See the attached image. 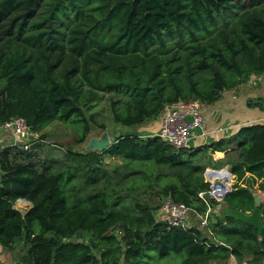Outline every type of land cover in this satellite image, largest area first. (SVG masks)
<instances>
[{
	"label": "trees",
	"instance_id": "trees-1",
	"mask_svg": "<svg viewBox=\"0 0 264 264\" xmlns=\"http://www.w3.org/2000/svg\"><path fill=\"white\" fill-rule=\"evenodd\" d=\"M253 72H264V0H0V123L22 117L41 132L60 121L83 143L104 101L116 125L138 126L180 101L213 104ZM36 145L0 149V245L21 239L20 264H263L264 216L260 236L222 212L208 235L157 213L164 198L205 211L204 171L224 166L234 183L223 204L252 211L247 186L264 194V125L186 148L132 131L63 158L41 159ZM144 163L161 170L158 206L128 196L136 175L150 185ZM122 177L132 179L120 188ZM18 198L31 206L16 209Z\"/></svg>",
	"mask_w": 264,
	"mask_h": 264
},
{
	"label": "built area",
	"instance_id": "built-area-1",
	"mask_svg": "<svg viewBox=\"0 0 264 264\" xmlns=\"http://www.w3.org/2000/svg\"><path fill=\"white\" fill-rule=\"evenodd\" d=\"M0 129L11 131L24 150L30 148L34 138L32 130L24 118L13 117L1 122ZM156 135L175 148L193 146L191 141L197 138L207 141L208 133L205 130V122L201 114V104L192 100L166 106ZM203 175L205 181L209 183V187L205 191H200L198 197L206 205L205 211L198 213L182 202L164 198L159 209L163 214L162 220L170 226L179 228L197 225L199 229H208L207 226L213 217L222 212L223 197L231 190L234 175L228 167L206 168ZM210 199H214L215 203H211ZM29 206L31 203L27 199L18 198L14 202V207L21 211L26 210Z\"/></svg>",
	"mask_w": 264,
	"mask_h": 264
},
{
	"label": "crops",
	"instance_id": "crops-1",
	"mask_svg": "<svg viewBox=\"0 0 264 264\" xmlns=\"http://www.w3.org/2000/svg\"><path fill=\"white\" fill-rule=\"evenodd\" d=\"M201 114L204 118L205 130L208 133L207 142L220 138H228L237 133L242 126L252 124L264 125V72H253L245 75L242 82L237 87L230 91L223 92L215 103L201 105ZM161 116L144 124L134 126L137 127L139 131L132 132L138 134L140 137L156 135L160 126ZM46 131L47 129L45 128L41 132H32V137L37 139L32 144H39L36 145L39 156L42 155L41 147L43 143L47 142V140L41 138L39 134L46 133ZM91 137L93 136H90V138ZM88 140H86V145ZM205 142L206 141L201 138L191 141L193 146ZM14 144H19L14 134L9 130L0 129V149ZM88 150L90 149H86L85 151ZM213 156L216 157V159H221L224 153L215 152ZM41 157L43 158V156ZM46 157L49 156L46 155ZM107 158L109 157H104V160L106 161ZM257 193L261 196V201H263L264 194H261L260 191H257ZM157 216L162 220L163 214L160 210ZM205 232H207L208 235L211 234L209 228L206 229ZM18 244L19 243L16 242L12 249H6L0 245V264H20L18 262V256L25 252V246L23 244ZM226 264L239 263L231 256Z\"/></svg>",
	"mask_w": 264,
	"mask_h": 264
},
{
	"label": "rangeland",
	"instance_id": "rangeland-1",
	"mask_svg": "<svg viewBox=\"0 0 264 264\" xmlns=\"http://www.w3.org/2000/svg\"><path fill=\"white\" fill-rule=\"evenodd\" d=\"M2 87V84L0 83V88ZM110 96H107L109 98ZM95 115L94 122L91 123L90 129L88 131L87 140L90 138V136H96L98 138H102L103 136H108L110 140H112L115 135H118L120 133H123L125 131H139L137 127H128L123 125H116V123L112 120V117L110 116V113L108 111L107 102L104 101L100 103V105H97L94 110L88 114L87 116ZM102 126V127H101ZM47 129L46 135L44 139L47 140V142L43 143V146L41 147V152L43 158L48 155L49 157L53 158H63L64 151L66 150H72L74 152H81L85 151L86 148V141L83 143H78L77 138L78 135L76 133V130L73 126L64 124L60 121H54L47 125L45 127ZM44 128V129H45ZM146 129V128H145ZM40 136V134H39ZM37 139H33L32 143H34ZM39 141V140H38ZM99 151V150H97ZM39 153V152H38ZM40 156L41 159H43ZM200 157V156H199ZM214 161L216 160V157L210 156ZM202 158V157H201ZM200 158V159H201ZM196 160V159H195ZM218 160V159H217ZM107 166H118L123 171L125 170H134V167H128L125 168L121 165L122 160L120 158H107L106 159ZM139 163H135V165H138ZM141 169L143 170L144 174H146L149 177V186L145 185L140 178H138L141 175H136V178L139 182V189L135 190L132 193H128L129 199H138L142 202L147 203L150 206H158L160 205V202L162 200L160 189L161 186L157 184L153 179L154 176L161 171L160 169L152 168V165L148 163H144L141 166ZM225 168V167H223ZM222 169V168H221ZM120 179V178H119ZM132 177H126V181L128 183L129 180H131ZM120 188L124 187L126 184V181H123V177ZM264 198V197H263ZM159 216H157L158 218ZM159 219V218H158ZM35 228H38L37 223H35ZM118 232V231H116ZM119 235L122 236V233L119 232ZM83 238V237H82ZM18 245L22 244V240H17Z\"/></svg>",
	"mask_w": 264,
	"mask_h": 264
},
{
	"label": "water",
	"instance_id": "water-1",
	"mask_svg": "<svg viewBox=\"0 0 264 264\" xmlns=\"http://www.w3.org/2000/svg\"><path fill=\"white\" fill-rule=\"evenodd\" d=\"M111 141L108 136H103L102 138L91 137L86 145L87 149L90 150H103L110 145ZM247 189L251 192L253 196L254 208L250 212H244L242 210L233 209L228 205H224L222 213L224 215L236 218L243 221L256 229L257 235L262 234L261 219L264 216V207H261V196L251 185L247 186ZM224 198V197H223Z\"/></svg>",
	"mask_w": 264,
	"mask_h": 264
},
{
	"label": "clouds",
	"instance_id": "clouds-1",
	"mask_svg": "<svg viewBox=\"0 0 264 264\" xmlns=\"http://www.w3.org/2000/svg\"><path fill=\"white\" fill-rule=\"evenodd\" d=\"M32 132H33V131H32ZM31 145H32V143H31ZM31 145H30V146H31ZM19 146H20V145H19Z\"/></svg>",
	"mask_w": 264,
	"mask_h": 264
}]
</instances>
